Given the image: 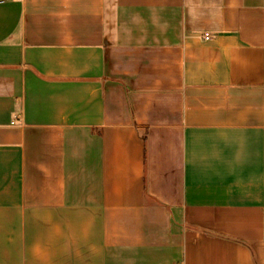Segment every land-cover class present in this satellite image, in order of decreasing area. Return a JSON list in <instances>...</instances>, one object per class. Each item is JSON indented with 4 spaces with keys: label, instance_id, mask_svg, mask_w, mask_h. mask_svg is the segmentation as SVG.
Masks as SVG:
<instances>
[{
    "label": "crops",
    "instance_id": "1",
    "mask_svg": "<svg viewBox=\"0 0 264 264\" xmlns=\"http://www.w3.org/2000/svg\"><path fill=\"white\" fill-rule=\"evenodd\" d=\"M0 264H264V0H0Z\"/></svg>",
    "mask_w": 264,
    "mask_h": 264
},
{
    "label": "built area",
    "instance_id": "2",
    "mask_svg": "<svg viewBox=\"0 0 264 264\" xmlns=\"http://www.w3.org/2000/svg\"><path fill=\"white\" fill-rule=\"evenodd\" d=\"M204 39L207 40V39H208V35H205V36H204Z\"/></svg>",
    "mask_w": 264,
    "mask_h": 264
}]
</instances>
